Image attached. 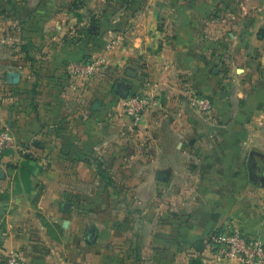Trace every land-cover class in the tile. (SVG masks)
<instances>
[{"label": "crops", "instance_id": "crops-1", "mask_svg": "<svg viewBox=\"0 0 264 264\" xmlns=\"http://www.w3.org/2000/svg\"><path fill=\"white\" fill-rule=\"evenodd\" d=\"M225 1L0 0V124L30 149L0 168V264H205L230 221L264 239V0ZM146 81L135 130L115 89Z\"/></svg>", "mask_w": 264, "mask_h": 264}, {"label": "built area", "instance_id": "built-area-1", "mask_svg": "<svg viewBox=\"0 0 264 264\" xmlns=\"http://www.w3.org/2000/svg\"><path fill=\"white\" fill-rule=\"evenodd\" d=\"M119 36L109 40L107 48H115ZM105 62L104 57H95L89 60L70 63L67 70L78 78H86L99 70V65ZM151 83L146 81V90L131 92L122 99L123 112L129 117L133 128L139 127L146 113L155 108L156 96L152 88L147 90ZM144 88V87H143ZM194 108L202 116L209 118L214 112L213 100L203 94L191 92ZM20 145L22 152L30 149L24 148L15 135L6 126L0 124V168L5 164L4 157L9 149ZM205 264H264V239L259 236L247 234L237 223H229L216 227L207 238ZM2 264H29L17 252H9Z\"/></svg>", "mask_w": 264, "mask_h": 264}, {"label": "water", "instance_id": "water-1", "mask_svg": "<svg viewBox=\"0 0 264 264\" xmlns=\"http://www.w3.org/2000/svg\"><path fill=\"white\" fill-rule=\"evenodd\" d=\"M97 26H93L92 30L96 32ZM11 83L17 84L20 81L21 75L19 72L11 71L8 73ZM131 84L129 82H121L116 85V93L119 94L121 97L125 98L130 94ZM38 143V142H37ZM65 210L71 209V203L69 201L65 202L64 204ZM98 236V230L95 225H90L87 230V241L88 242H95ZM202 243H198L197 247H199Z\"/></svg>", "mask_w": 264, "mask_h": 264}, {"label": "rangeland", "instance_id": "rangeland-1", "mask_svg": "<svg viewBox=\"0 0 264 264\" xmlns=\"http://www.w3.org/2000/svg\"><path fill=\"white\" fill-rule=\"evenodd\" d=\"M228 4H230V2H228L226 0L225 3H224V6L227 7ZM239 5H241V2L239 0H235V7H234V9L237 10V7H239ZM136 128H139V127H135L134 129L136 130Z\"/></svg>", "mask_w": 264, "mask_h": 264}, {"label": "trees", "instance_id": "trees-1", "mask_svg": "<svg viewBox=\"0 0 264 264\" xmlns=\"http://www.w3.org/2000/svg\"><path fill=\"white\" fill-rule=\"evenodd\" d=\"M104 169V168H103Z\"/></svg>", "mask_w": 264, "mask_h": 264}]
</instances>
